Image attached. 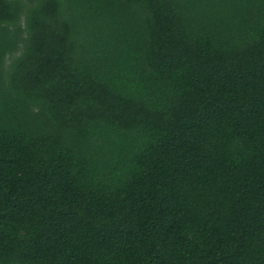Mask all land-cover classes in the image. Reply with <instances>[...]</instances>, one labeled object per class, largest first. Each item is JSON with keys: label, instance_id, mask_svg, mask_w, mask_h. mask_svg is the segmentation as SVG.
<instances>
[{"label": "trees", "instance_id": "obj_1", "mask_svg": "<svg viewBox=\"0 0 264 264\" xmlns=\"http://www.w3.org/2000/svg\"><path fill=\"white\" fill-rule=\"evenodd\" d=\"M0 264H264V0H0Z\"/></svg>", "mask_w": 264, "mask_h": 264}]
</instances>
